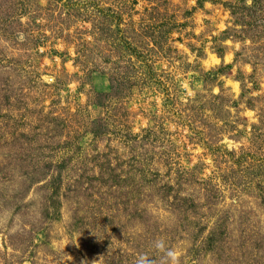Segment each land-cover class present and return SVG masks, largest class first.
Instances as JSON below:
<instances>
[{"label": "rangeland", "instance_id": "374dc122", "mask_svg": "<svg viewBox=\"0 0 264 264\" xmlns=\"http://www.w3.org/2000/svg\"><path fill=\"white\" fill-rule=\"evenodd\" d=\"M264 264V0H0V264Z\"/></svg>", "mask_w": 264, "mask_h": 264}, {"label": "clouds", "instance_id": "9594fccd", "mask_svg": "<svg viewBox=\"0 0 264 264\" xmlns=\"http://www.w3.org/2000/svg\"><path fill=\"white\" fill-rule=\"evenodd\" d=\"M154 247L157 251L164 253L169 264H177V253L175 250L167 248L163 239L154 242ZM135 264H154V260L147 254H139L136 258Z\"/></svg>", "mask_w": 264, "mask_h": 264}]
</instances>
